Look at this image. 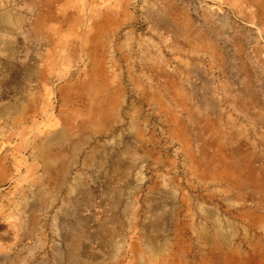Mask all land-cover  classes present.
<instances>
[{
    "label": "rangeland",
    "instance_id": "374dc122",
    "mask_svg": "<svg viewBox=\"0 0 264 264\" xmlns=\"http://www.w3.org/2000/svg\"><path fill=\"white\" fill-rule=\"evenodd\" d=\"M100 2L0 0V256L264 264V0Z\"/></svg>",
    "mask_w": 264,
    "mask_h": 264
},
{
    "label": "crops",
    "instance_id": "0c3cea01",
    "mask_svg": "<svg viewBox=\"0 0 264 264\" xmlns=\"http://www.w3.org/2000/svg\"><path fill=\"white\" fill-rule=\"evenodd\" d=\"M102 2H103V0H102ZM102 2H100V3H94V5H93V8H97V9H99V8H101L102 6H101V3ZM99 14H104L103 12H101V13H99ZM106 14V13H105ZM114 14H118V12L117 13H114ZM101 16V15H100ZM100 18L98 17V19L97 20H99ZM100 23H101V20L100 21H98V23L96 24V27L97 26H99L100 25ZM74 150V151H73ZM72 151H73V153H72V157H71V155H70V153L71 152H69V153H64V155L61 157V161H59V159H57L56 161V163L54 164H46V165H49V166H52V165H58V167H60L61 169H63V170H68V169H70V168H72V167H74L75 166V163H76V159L79 157L78 155H80V152L81 151H79V150H75V149H73ZM49 152V151H48ZM49 154H50V156H51V152H49ZM77 157V158H76ZM73 158H76L75 160H73ZM47 167V166H46ZM69 188V187H68ZM204 211V218L207 220V221H209V222H216V219H217V216H216V213H213L212 211L213 210H210V209H206V210H203ZM203 213V212H202ZM26 228H20V233L22 232V230L24 231ZM64 229H66V228H64ZM40 232V231H39ZM23 237V236H22ZM41 239V238H40ZM26 240H27V238H25V239H21V240H18V242H15L14 243V245H13V247L14 248H20V249H22L21 251L22 252H25L26 251V249H28V250H32V249H34L35 247H38V248H40V247H42L40 244V242H31L30 244H28L27 242H26ZM32 240V239H31ZM30 240V241H31ZM58 240H60L61 242H63L64 240H63V238L62 239H58ZM46 242H44L43 244H44V246L46 245L45 244ZM18 244H20V245H18ZM28 244V245H27ZM62 244L63 243H60V246H62ZM58 245V244H57ZM17 246V247H16ZM21 246V247H20ZM10 249H12V246H10L9 245V243H3V242H0V252H3V251H7V250H10ZM29 257V256H28ZM43 257V256H42ZM4 258L3 257H1L0 256V260H2V261H0V264H12V263H10L8 260L7 261H4L3 260ZM4 261V262H3ZM32 260H30V259H28V258H26L25 260H24V264H32L33 262H31ZM64 260L61 258H59V260H57V261H55V262H53L52 264H64V262H63ZM38 264H51V263H49L48 262V260L46 259H43V258H41L40 260H39V263Z\"/></svg>",
    "mask_w": 264,
    "mask_h": 264
}]
</instances>
